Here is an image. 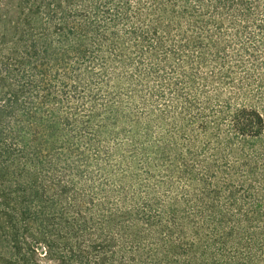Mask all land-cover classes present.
Listing matches in <instances>:
<instances>
[{
  "label": "trees",
  "instance_id": "1",
  "mask_svg": "<svg viewBox=\"0 0 264 264\" xmlns=\"http://www.w3.org/2000/svg\"><path fill=\"white\" fill-rule=\"evenodd\" d=\"M0 242L264 264V0H0Z\"/></svg>",
  "mask_w": 264,
  "mask_h": 264
},
{
  "label": "rangeland",
  "instance_id": "2",
  "mask_svg": "<svg viewBox=\"0 0 264 264\" xmlns=\"http://www.w3.org/2000/svg\"><path fill=\"white\" fill-rule=\"evenodd\" d=\"M144 119H142L141 121H143ZM122 126H126V124L124 123V122H122V124H121ZM187 133L189 134V135H191V137L193 138L195 135L194 134H192V131H187ZM144 136V135H143ZM141 140H143V138L141 139ZM113 144H112V141H107V142H104V146L105 147H109V146H112ZM127 147L128 148H130L131 147V145L130 144H128L127 145ZM84 184V183H83ZM83 184H79L80 186L81 185H83ZM133 187L134 188H137V185L135 184V185H133ZM129 189V191H131L132 192V188L130 187V188H128ZM4 244H6V243H4V242H0V249L3 251V253H7L8 255L9 254H11V248L8 246V245H4Z\"/></svg>",
  "mask_w": 264,
  "mask_h": 264
}]
</instances>
